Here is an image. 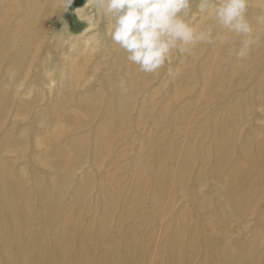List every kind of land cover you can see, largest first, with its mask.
Here are the masks:
<instances>
[{
    "label": "bare ground",
    "instance_id": "obj_1",
    "mask_svg": "<svg viewBox=\"0 0 264 264\" xmlns=\"http://www.w3.org/2000/svg\"><path fill=\"white\" fill-rule=\"evenodd\" d=\"M44 2L55 4L0 0V264H264V132L238 127V107L264 103V94L233 99L215 74L186 104L197 87L181 86L189 68L196 84L199 71L224 66L263 77L264 0H249L258 39L247 58L237 60L233 34L227 49L199 44L189 60L176 53L172 85L173 64L140 71L111 40L107 17L103 34L93 31L100 14L91 25L81 20L79 37L44 49V29L31 23ZM86 4L66 11L89 18ZM190 17L214 36L223 31L199 9ZM44 89L56 91L45 102ZM204 102L214 104L209 114ZM170 128L178 136L162 133ZM146 208L175 213L158 240Z\"/></svg>",
    "mask_w": 264,
    "mask_h": 264
},
{
    "label": "clouds",
    "instance_id": "obj_2",
    "mask_svg": "<svg viewBox=\"0 0 264 264\" xmlns=\"http://www.w3.org/2000/svg\"><path fill=\"white\" fill-rule=\"evenodd\" d=\"M65 3L68 7L72 0ZM191 3L192 0H87L84 7L89 18L79 17L91 25L102 8L110 21L111 40L144 73L163 68L174 50L183 55L202 43L223 45L229 42L228 34L240 38L237 60L248 57L258 39L247 17L249 0H199V11L211 16L223 30L215 36L210 27H201L191 19ZM90 8L93 14H89ZM119 87L127 92V81L122 79Z\"/></svg>",
    "mask_w": 264,
    "mask_h": 264
},
{
    "label": "rangeland",
    "instance_id": "obj_3",
    "mask_svg": "<svg viewBox=\"0 0 264 264\" xmlns=\"http://www.w3.org/2000/svg\"><path fill=\"white\" fill-rule=\"evenodd\" d=\"M54 1H55V4H53L51 7H50V5L48 6V4L46 2H44V4L42 5L43 8L40 10L39 14L36 15V18L34 19L36 22L34 23L33 21H31V23H33V24L36 25L35 27H33V29L34 28L35 29L36 28H39L38 30H43L44 29L41 32V34H40V37H41V46L44 49L45 48H48V47H55V45L60 44L61 41H62V39H63V37L69 38V39H72V37H79V34H81L83 32V30L87 27L86 23H84L83 21H81L80 18L77 19L75 17V15L70 14V13H68L66 11V3H65V0H54ZM198 3H199V0H192L191 9H190V15L192 13H194V12L197 11V9H198ZM100 17H101V19H100L101 22H99L98 26L96 27L98 29L95 28L93 31L97 30V31H100L103 34L104 29H105V24L108 22V19L104 16L103 9L102 8L100 9ZM223 46L225 47V49L229 48V45L224 44ZM177 52L178 51L174 50V52H172V55H171L173 57V59L168 60L167 67L168 66H171L172 64H173L172 66L174 67V68L171 67V69H173V73L172 74H169L168 73L169 80H170V83H169L170 85H172L175 82L174 77L177 74L176 71L178 72V70H179V69H177V66L176 65L180 62L181 57H179L178 55H176ZM185 57L189 60L191 58V54H185ZM197 62H198V66H199L200 63L202 62V59L197 60ZM182 63H181V65H182ZM259 63L262 65V62H259ZM261 67H262V69H264L263 66H261ZM60 69H62L61 66H58V67L55 68L56 71H58ZM226 69H229V68L228 67L226 68L225 66L224 67H220V71L218 73L215 70L214 71L211 70L209 72L199 71L198 72V75H199V80H201L200 81L201 83L199 82V84H196L193 81H190L189 82L190 76L194 73V71L191 70V68H189L187 70L186 74L182 78V81H184V82L181 81V83H183L184 85L182 84L181 86H183V87H185L187 89L190 88V90L192 89L193 91L195 90L193 88V86L197 87L196 88V90H197V94L196 95L197 96L195 95V93L192 94V95H187L186 96L187 99L184 100L185 103L186 104L189 103L190 100L192 102H195L196 100L194 99V97L200 98V96H198V95L201 94L200 91L203 92V90H204L203 86H201V85H203L202 82L204 81V77L206 76V78L210 79L215 74L216 75L218 74L220 77L225 76L227 78L225 80H227L228 82L225 83V84H223V85L224 86H227L228 85V89H231V92L233 94L230 95V96L233 99L237 98L238 95L248 96L249 94H251V95L255 94V92H257V93L260 92V93L264 94V88L261 89L260 91L258 89L259 88V85H258L259 82L262 81L261 79H264V70H263V77L261 79H258V77H256V78L254 77L251 80H247L248 76L243 75L245 73V71H240L239 73H235V72L234 73H224V70H226ZM261 76H262V73H261ZM215 77H217V76H215ZM172 78L174 79V81H173ZM65 83H66V81H65ZM194 83H195V85H194ZM188 84H190V85L188 86ZM211 84H210V86H214L213 83H212V81H211ZM244 87H246V88H244ZM59 88H60V85L56 88V90L59 89ZM172 88H176V87H172ZM151 89L144 90L142 92L141 96L146 95V93H148ZM44 91L46 92V97L44 99V102L46 100H50L53 97L54 93L56 92V91H53L51 93L50 90H48V89H44ZM251 95H250V98L253 99V97L255 95L254 96H251ZM252 99H250V102H252ZM34 100L35 99H33V100H27V102H29L30 104H32ZM254 103H255V106L244 104V105L238 107L239 108L238 113L239 114L241 113L243 115V117L241 119L244 118L243 121H245V122H243L241 124L239 122L238 127H240V130H242V131H248V130H251V129H255L256 131H253V132H254V136H256V134L259 131H260V133L261 132H264V103H263V100L259 99V97H258V100H255L254 101ZM203 104H204V110L206 109V113L208 112L207 114H209L213 110L214 104L213 103H208V102H204ZM205 104H206V106H205ZM234 104L235 103L233 102V105ZM156 108L158 110L160 109V107H156ZM11 120H12V118L9 117V116H7L6 117V125L12 124L13 123V120L12 121ZM33 127L35 128L36 131H39V129H40V128L34 126V125H33ZM168 130H169V132H168ZM162 133L164 135L167 134V136H169L170 133H171V136H178V133L179 132L176 129L175 130H172L170 128V129H167L165 132H162ZM182 135H180V137L177 140V145H178L179 148H181L184 145V142L187 141L188 140L187 138L189 137V136H187L188 134H184L183 136ZM175 206H176V204H175ZM147 210L149 211L150 208L147 209ZM145 212H146V214H148L149 217H154L155 216L154 217L155 220L152 219L153 222L150 223V225H149L150 228L148 230L150 232H153L154 233V237L156 238V240H158L162 236V233H163L162 231H164V230H166L168 228L167 226H169V223H171L173 220H175V213H174V211H171L170 213H168L166 215L167 217H164V216H162L160 214L159 215H155L157 213L156 211H149V212L145 211ZM92 215H93V212L91 211L89 216H92ZM132 222L133 223H135V222L136 223L137 222L139 223L140 220L139 219L137 220L136 218H132L131 223ZM163 224L166 225V226L164 227ZM139 225H140V223H139ZM155 226H156V228H155ZM159 243H160V241H159ZM154 246H156V243H154Z\"/></svg>",
    "mask_w": 264,
    "mask_h": 264
},
{
    "label": "water",
    "instance_id": "obj_4",
    "mask_svg": "<svg viewBox=\"0 0 264 264\" xmlns=\"http://www.w3.org/2000/svg\"><path fill=\"white\" fill-rule=\"evenodd\" d=\"M87 0H72V3L68 6V11H72V9L78 7V6H83Z\"/></svg>",
    "mask_w": 264,
    "mask_h": 264
}]
</instances>
